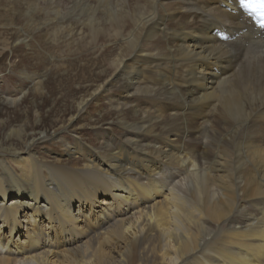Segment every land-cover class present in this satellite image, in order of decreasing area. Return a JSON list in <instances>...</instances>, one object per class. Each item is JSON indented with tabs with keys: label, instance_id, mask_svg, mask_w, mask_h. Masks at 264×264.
<instances>
[{
	"label": "bare ground",
	"instance_id": "obj_1",
	"mask_svg": "<svg viewBox=\"0 0 264 264\" xmlns=\"http://www.w3.org/2000/svg\"><path fill=\"white\" fill-rule=\"evenodd\" d=\"M91 2L102 11L79 18L66 39L76 47L62 52L94 66L102 58L110 72L105 85L87 87L78 117L107 97L119 118L97 145L64 135L78 119L53 136L42 120L11 128L0 119V264H264V28L251 15L264 19V9L29 0L7 21L32 24L44 11L46 22L65 23ZM208 109L222 124L197 125ZM55 139L58 157L37 152Z\"/></svg>",
	"mask_w": 264,
	"mask_h": 264
},
{
	"label": "rangeland",
	"instance_id": "obj_2",
	"mask_svg": "<svg viewBox=\"0 0 264 264\" xmlns=\"http://www.w3.org/2000/svg\"><path fill=\"white\" fill-rule=\"evenodd\" d=\"M28 1L0 0V119H11L8 124L11 128L13 125L16 127L26 121L35 124L39 122L38 120H42L43 128L48 131L50 136H53V132L59 130V128L66 129L70 119H78L75 129H69L70 134L65 131L64 135L66 137L81 135L88 143L97 145L102 141L96 139V135L103 133L109 123L116 121L119 115L114 108L110 107L107 97L99 98L97 105H90L79 117L78 105L84 97L88 96L89 88L87 87L91 86L92 89L97 84L105 85L104 83L108 81L106 79L107 75L110 72H105L107 65L102 58L97 60L99 65L94 66V58L72 60L68 53H65L71 47L72 49L76 47L74 44L68 45L74 43L77 40L76 37H73L75 40L66 41V39H68L71 30L76 31L81 28V17L86 18V15L95 12L94 9L102 11V8L91 2V10L86 13H81L82 11L78 10L79 12L72 15L65 14L64 18L66 19L62 20L65 23L46 22L44 11L40 13L38 11L35 14L36 22L32 24L21 23V17L17 16L15 23L19 26L10 27V22L7 20L12 17V13L14 14V10L18 6H25ZM197 2L204 4L206 0H197ZM51 18H53L52 15ZM67 19L71 21L68 22ZM87 27L84 26L85 34H88L91 29V27ZM21 30L25 31V34H22ZM26 37L32 39L30 42L31 48L27 44H16L18 40L22 41ZM65 49L66 51L62 52ZM246 51L243 48V56L248 54ZM137 98L145 99L146 96L144 97L141 94ZM15 99L18 102L16 105H11L10 101ZM148 105H140L139 109L153 110L151 105ZM216 115L214 110L208 109L206 114L208 118L205 116L206 120L204 118L197 119L195 122L199 126V123L201 125V122L208 121L209 124L213 123L214 126L218 121L219 123L216 124L218 126L220 123L222 124L223 119ZM43 128L40 126L39 130H43ZM112 129L116 135L121 132V129L117 126H113ZM59 133H56V135ZM7 134V129L0 132V138L5 137ZM56 142H59V140L55 139V141L48 143L45 149H37V152L41 154L46 152L51 157H58L61 150L55 145ZM70 162V160L65 161V163ZM247 168H250V166ZM184 171L178 169L172 173L173 176L175 175L174 177L177 176V180L181 181L184 179ZM165 174L162 177L168 178L170 173ZM23 221H28L26 215L22 218V223Z\"/></svg>",
	"mask_w": 264,
	"mask_h": 264
},
{
	"label": "snow or ice",
	"instance_id": "obj_3",
	"mask_svg": "<svg viewBox=\"0 0 264 264\" xmlns=\"http://www.w3.org/2000/svg\"><path fill=\"white\" fill-rule=\"evenodd\" d=\"M253 2L259 4L260 7L264 8V0H240L241 5L245 8L252 6ZM260 27L264 28V23H261Z\"/></svg>",
	"mask_w": 264,
	"mask_h": 264
}]
</instances>
